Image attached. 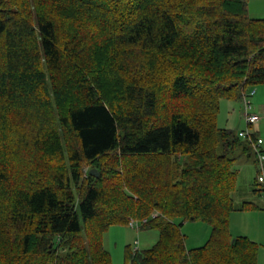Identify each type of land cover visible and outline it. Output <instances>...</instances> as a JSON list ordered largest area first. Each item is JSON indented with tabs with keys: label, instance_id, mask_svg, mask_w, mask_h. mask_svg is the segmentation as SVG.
I'll list each match as a JSON object with an SVG mask.
<instances>
[{
	"label": "trees",
	"instance_id": "trees-1",
	"mask_svg": "<svg viewBox=\"0 0 264 264\" xmlns=\"http://www.w3.org/2000/svg\"><path fill=\"white\" fill-rule=\"evenodd\" d=\"M259 85L248 0H0V264H112L130 219L158 239L124 264H257L229 219L258 208L232 194L259 132L217 118Z\"/></svg>",
	"mask_w": 264,
	"mask_h": 264
},
{
	"label": "rangeland",
	"instance_id": "rangeland-1",
	"mask_svg": "<svg viewBox=\"0 0 264 264\" xmlns=\"http://www.w3.org/2000/svg\"><path fill=\"white\" fill-rule=\"evenodd\" d=\"M248 14L253 19H264V0H248ZM256 91V94L249 100L252 105V112L257 114L261 121L258 124L259 136L264 141V85L249 88ZM227 102L234 108L235 113L241 112V100H222L217 118L219 128H224L225 113H227ZM241 104V105H240ZM238 122L236 121V127ZM227 128V127H225ZM243 129V128H242ZM245 129V128H244ZM264 147V145H263ZM255 157V156H253ZM242 159V167L235 165L237 172L236 191L232 194L234 206L238 208L243 202H251L258 206L257 209L249 211L234 210L230 215V232L233 237L245 236L258 245V264H264V187L258 183L257 177L260 174L258 164L254 158ZM256 190L258 192H254ZM181 231L188 242L197 237L201 246L207 241L210 235V227L200 221L185 222ZM158 239L156 229H131L128 225L112 226L104 234L103 245L111 255L112 264H124L125 247L133 250L135 247L140 251L151 248ZM196 241V240H195ZM200 247V246H199Z\"/></svg>",
	"mask_w": 264,
	"mask_h": 264
},
{
	"label": "built area",
	"instance_id": "built-area-1",
	"mask_svg": "<svg viewBox=\"0 0 264 264\" xmlns=\"http://www.w3.org/2000/svg\"><path fill=\"white\" fill-rule=\"evenodd\" d=\"M254 95H255V91L251 89L247 91L246 94H243L241 98L242 117L245 123V130L240 131L239 134L241 136H247L248 138L252 136L251 134L255 131L254 130L255 126L260 120L259 116L257 114H254L251 111L252 105L249 99L253 97ZM263 145H264V142L262 138L260 137L252 142L253 152L256 155L257 164H258V167L260 168V174H258L257 180H258V183H260L264 187V153L262 150ZM128 226L131 229L139 230V223L133 219H130L128 221ZM137 249L138 248L135 247L133 251H136Z\"/></svg>",
	"mask_w": 264,
	"mask_h": 264
},
{
	"label": "crops",
	"instance_id": "crops-1",
	"mask_svg": "<svg viewBox=\"0 0 264 264\" xmlns=\"http://www.w3.org/2000/svg\"><path fill=\"white\" fill-rule=\"evenodd\" d=\"M226 109H227V113H225L224 125L227 128L224 127V129H230V130H233L236 132L243 130L245 128V123H244V121H243L244 119L242 117V109H241L240 113L236 114L234 108L231 106V104L229 102H227ZM261 109L264 110V106H262ZM236 121L238 122L237 127H236ZM260 121H261V118H260L259 122L257 123V125L255 126L254 130L259 131L258 130L259 129L258 124L260 123ZM243 165L244 164H240L238 167H242ZM201 242H203V241H201V240L199 241V238H197V237L192 238L190 242H188V238H185V243H186L187 249L199 247V246H201V244H199ZM263 257H264V254H263ZM257 264H258V256H257Z\"/></svg>",
	"mask_w": 264,
	"mask_h": 264
},
{
	"label": "water",
	"instance_id": "water-1",
	"mask_svg": "<svg viewBox=\"0 0 264 264\" xmlns=\"http://www.w3.org/2000/svg\"><path fill=\"white\" fill-rule=\"evenodd\" d=\"M89 174L92 175V176H95V177H98L100 174L96 172L95 169H92L89 171Z\"/></svg>",
	"mask_w": 264,
	"mask_h": 264
}]
</instances>
